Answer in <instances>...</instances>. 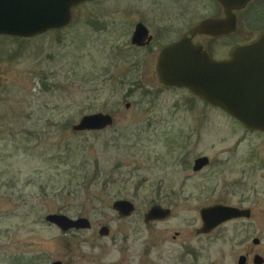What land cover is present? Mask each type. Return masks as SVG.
I'll return each instance as SVG.
<instances>
[{
	"label": "rangeland",
	"instance_id": "374dc122",
	"mask_svg": "<svg viewBox=\"0 0 264 264\" xmlns=\"http://www.w3.org/2000/svg\"><path fill=\"white\" fill-rule=\"evenodd\" d=\"M150 3L94 0L62 29L0 35V264H237L232 225L200 238V211L230 204L242 178L264 193V134L230 128L240 123L229 114L156 80L153 54L130 46ZM96 113L113 126L73 130ZM200 156L211 165L195 172ZM118 200L135 213L120 217ZM155 205L171 215L146 223ZM50 214L88 218L92 230L62 231ZM196 246L192 261L184 252Z\"/></svg>",
	"mask_w": 264,
	"mask_h": 264
},
{
	"label": "water",
	"instance_id": "95a60500",
	"mask_svg": "<svg viewBox=\"0 0 264 264\" xmlns=\"http://www.w3.org/2000/svg\"><path fill=\"white\" fill-rule=\"evenodd\" d=\"M91 1L94 0H0V35L32 38L49 30L62 29L70 24L74 7ZM188 47L177 44L162 54L157 68L161 82L169 87L189 89L249 129L264 133V34L256 42L238 48L232 58L224 62H216L204 51ZM113 124L110 114L96 113L84 116L73 130L102 131ZM208 163V157H201L195 161L194 170L200 171ZM113 209L123 218L132 216L136 210L128 200L116 201ZM170 215V209L155 205L144 220L150 223ZM200 216L203 225L198 234H208L229 220L249 217L250 213L217 204L201 209ZM46 220L65 232L91 227L90 220L84 217L73 219L50 214ZM100 235L108 236V227H103Z\"/></svg>",
	"mask_w": 264,
	"mask_h": 264
},
{
	"label": "flooded vegetation",
	"instance_id": "af4514ba",
	"mask_svg": "<svg viewBox=\"0 0 264 264\" xmlns=\"http://www.w3.org/2000/svg\"><path fill=\"white\" fill-rule=\"evenodd\" d=\"M149 1L151 7H146L147 9L150 8L149 12H142L137 20L133 21L134 23L132 22L133 25H130V46L139 52L153 54L155 61L152 64L155 69V78L163 86L166 85L161 82L157 68L162 54L168 48L177 44H184L189 46L188 49L193 48L204 51L216 62H224L229 61L238 48L256 42L264 34V0ZM129 13L135 12L130 11ZM143 81L148 82L146 79ZM186 90L189 91V89ZM230 128H242L247 132H260L249 129L250 127L241 123ZM239 143L236 142L233 145V150L237 151ZM201 157L207 156H200L195 161ZM247 158L248 154L245 153L244 159ZM210 165L211 161L209 159L208 165L203 169L195 171L193 166V170L201 172ZM246 173L245 171L244 174ZM244 180L245 178H242L231 184L235 199L230 204L224 205L248 211L250 216L231 219L208 234H198L200 229H197L196 232L200 238L210 240L211 236L223 225H232L229 239L234 240L233 242L238 244L241 249L240 254L237 255V264H264V255L256 249L264 243V193L253 192L250 194L249 190L245 188L246 183H244ZM236 191L238 192L236 193ZM103 227L105 226L100 228L99 234ZM90 230H92V224L89 229H73L72 232ZM176 236L174 238H177ZM203 250L199 246L188 247L187 253L186 251L184 253L192 261H198Z\"/></svg>",
	"mask_w": 264,
	"mask_h": 264
}]
</instances>
